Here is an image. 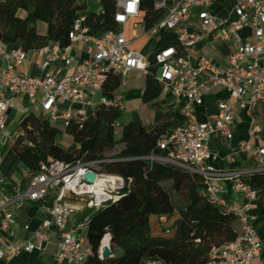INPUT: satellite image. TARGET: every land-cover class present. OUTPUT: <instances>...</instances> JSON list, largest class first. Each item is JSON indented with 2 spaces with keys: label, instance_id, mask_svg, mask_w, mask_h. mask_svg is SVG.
Masks as SVG:
<instances>
[{
  "label": "built area",
  "instance_id": "obj_1",
  "mask_svg": "<svg viewBox=\"0 0 264 264\" xmlns=\"http://www.w3.org/2000/svg\"><path fill=\"white\" fill-rule=\"evenodd\" d=\"M154 6L161 16L149 26L141 0H117V27L99 37L90 34L86 17L81 16L69 34V47L52 42L38 52H25L0 40V61L7 63L0 67V144L7 136L11 112L19 98L28 101L36 116L66 128L71 122L83 123L100 108L127 112L123 99L103 95L112 75H121L123 83L131 71L151 76L158 86L157 97L170 99V109L181 113L184 124L163 134L157 149L149 154L121 161L170 163L202 177L206 186L203 196L234 215L241 228L236 241L212 250L209 264H264L258 263L264 243L251 215L260 192L244 181L253 172H264V145L250 143L262 127L252 118L250 141L236 148V153L255 162L250 169H216L212 162L218 156L210 150V140L216 134L233 139L239 112L252 117L254 107L259 102L264 104V0H236L228 16L221 14V0H156ZM162 31L173 32L177 46L157 49ZM143 37H148L149 43L158 39L149 54L135 47ZM207 39L229 44L231 53L225 66L199 53L198 45ZM37 53L42 56L41 75L21 71ZM214 89L226 91L228 98L218 102L214 119L200 121L197 109ZM103 162L65 163L48 158L40 163L24 190L0 200V258L5 264L22 253L42 252L53 233L59 237L57 264H85L93 248L87 227L78 223L80 212L71 201L82 202L84 212L99 210L116 202L128 187L123 177L94 169ZM90 173L96 176L94 183L89 181ZM3 182L0 175V184ZM228 183L234 185L237 197L231 196ZM27 203L44 204L49 218L30 240L19 245L8 243L4 233L16 229L15 211ZM158 221L168 223L166 217ZM112 250V236L106 233L99 258L109 257Z\"/></svg>",
  "mask_w": 264,
  "mask_h": 264
},
{
  "label": "trees",
  "instance_id": "obj_2",
  "mask_svg": "<svg viewBox=\"0 0 264 264\" xmlns=\"http://www.w3.org/2000/svg\"><path fill=\"white\" fill-rule=\"evenodd\" d=\"M116 1L99 0L97 11L90 0H0V40L25 52H38L52 42L69 47V34L81 16L86 17L90 34L99 37L117 27ZM155 1L141 0L149 26L161 16ZM40 25L45 33H40ZM160 37L157 49L177 46L173 32L162 31ZM149 80L157 90L154 78ZM122 84L121 75H112L103 95L114 99ZM122 116L104 107L83 123L59 128L33 113L27 115L13 144L15 155L28 170L21 190L48 158L65 163L102 160L94 169L123 177L128 187L116 202L79 214L93 248L85 264H209L212 250L236 241L241 228L234 215L203 196V178L170 163L121 161L157 149L161 136L184 124V117L168 109L154 125H124L118 140L116 125ZM62 133L80 148L66 149L59 141ZM244 181L261 193L257 208L264 216V172H253ZM161 217L171 223L169 236L153 234L151 221ZM106 233L112 236V255L100 259L98 251Z\"/></svg>",
  "mask_w": 264,
  "mask_h": 264
},
{
  "label": "crops",
  "instance_id": "obj_3",
  "mask_svg": "<svg viewBox=\"0 0 264 264\" xmlns=\"http://www.w3.org/2000/svg\"><path fill=\"white\" fill-rule=\"evenodd\" d=\"M235 2L236 0H221V14L223 16H228V14L232 11L233 7L235 6ZM198 51L200 54L213 59L218 66H225L227 58L231 53V47L229 46V44L225 43L220 39H207L198 45ZM41 61L42 56L40 53H37L30 57L26 65L21 67L20 70L23 72H28L32 76H40ZM6 66V61L1 60L0 67L5 68ZM127 76L129 78L137 77L146 79L145 86L148 85V95H150L151 100L157 97L154 85L144 74L138 71H131L127 73ZM124 85L131 87V84L129 82ZM153 90L154 93H151ZM126 96H128V94ZM227 98L228 93L226 91H223L221 89H214L211 94L205 99L203 106L197 109L199 120L208 121L214 119L218 112V102ZM160 103H162V106H164L165 108L170 109V99L163 98ZM29 106L30 105L28 101L24 98H19L16 100L15 108L11 112L9 128L12 126L13 120L15 117H17V114H19L20 110H25V108ZM252 115V117L249 116L248 113L245 111L238 113V117L236 118L233 126L232 140H227L221 137L219 134H216L211 138L210 150L218 156L217 160L212 162V166L214 168L219 170H233L237 168L250 169L255 165V162L249 160L245 154L236 153V148L238 147L239 143L244 141H250L248 132L252 118L254 119L256 124L262 127V132L254 140L250 141V143L257 146L264 145V104L259 102L254 107ZM9 128L6 138L0 144V175L4 180V182L0 184V200L14 196L18 190H21L22 182L28 176V170L20 162V160L13 151L14 137L12 135H9ZM64 135L65 141L72 144L71 148H67L63 145V143H61L66 149H68L69 151H73L76 148H80L79 145L73 143L72 138L70 136L66 135L65 133ZM60 137L64 136H62L61 134L59 138ZM233 186L234 185L232 183H228V187L232 190L231 196L235 198L238 196V194L233 191ZM51 198L53 199L54 197L52 196ZM74 202L75 201H71V203ZM83 212L84 207L83 211H80V214ZM15 215L17 219L16 229L4 233L6 241L14 245H19L23 242L30 240L33 237L34 233L41 227L42 222L45 219L49 218V215L45 210L44 204L42 203L24 204L15 211ZM251 215L255 217L254 225L256 227L260 239L264 243V216L260 214V211L257 208V202L252 206ZM152 220L158 221V218H153ZM81 225L83 226L84 224ZM58 244L59 237L57 236V234L53 233L42 252L22 253L20 256L16 257L11 262V264H57L56 256L58 252ZM263 262L264 250L262 253L261 260L258 263ZM0 264H5V261L1 258Z\"/></svg>",
  "mask_w": 264,
  "mask_h": 264
},
{
  "label": "rangeland",
  "instance_id": "obj_4",
  "mask_svg": "<svg viewBox=\"0 0 264 264\" xmlns=\"http://www.w3.org/2000/svg\"><path fill=\"white\" fill-rule=\"evenodd\" d=\"M90 6L98 11L100 8L99 0H90ZM39 31L40 33H45V27L43 25H40ZM157 40V38H153V40L149 43V38L143 37L135 44V47L141 50L144 54H148L155 49ZM75 47L78 49V46ZM145 81L146 79L137 77L129 78L126 74L124 78V84L129 82L132 88L123 84V86L116 93L117 98L123 99V102L127 105L128 109V111L123 114V116L119 120V126L117 127L118 140H120L121 138V132L124 125L131 122L138 126L154 125L162 119L165 111L168 110V108H165L164 106H162V103H160L163 98L158 96L151 100L150 95H148L149 88L148 85L145 86ZM151 93H154V90ZM127 94L128 96H126ZM32 113H35V111L33 107L29 106L25 108V110H20L19 114H17V117L14 118L13 124L9 128V135H12L14 137V140L16 138L17 130L21 121L27 116V114ZM59 128H61V126H59ZM62 136L64 137L59 138L60 142L63 143V145L67 148H71L72 144L65 141L64 133H62ZM71 206L76 208L79 212L83 211L82 202L80 201L71 203ZM170 225V222L163 224L159 221L152 220V230L154 231L155 235L169 236L168 232Z\"/></svg>",
  "mask_w": 264,
  "mask_h": 264
},
{
  "label": "water",
  "instance_id": "obj_5",
  "mask_svg": "<svg viewBox=\"0 0 264 264\" xmlns=\"http://www.w3.org/2000/svg\"><path fill=\"white\" fill-rule=\"evenodd\" d=\"M95 178H96V176H95L94 173H90V174H89V181H90V183H94V182H95ZM110 256H111V255H110Z\"/></svg>",
  "mask_w": 264,
  "mask_h": 264
},
{
  "label": "bare ground",
  "instance_id": "obj_6",
  "mask_svg": "<svg viewBox=\"0 0 264 264\" xmlns=\"http://www.w3.org/2000/svg\"><path fill=\"white\" fill-rule=\"evenodd\" d=\"M104 245L107 246V242H104Z\"/></svg>",
  "mask_w": 264,
  "mask_h": 264
}]
</instances>
